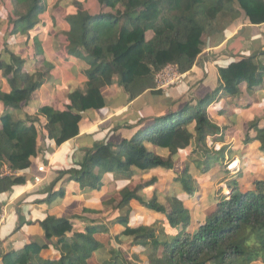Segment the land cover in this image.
I'll return each mask as SVG.
<instances>
[{
	"label": "trees",
	"instance_id": "1",
	"mask_svg": "<svg viewBox=\"0 0 264 264\" xmlns=\"http://www.w3.org/2000/svg\"><path fill=\"white\" fill-rule=\"evenodd\" d=\"M13 2L25 6L21 15L15 10L25 29L15 27L12 35L33 28L45 11V0ZM96 3L95 12L78 5L76 14L68 18L69 37L83 49L89 66L86 92H72L63 112L50 107L39 111L46 120L41 127L46 140L57 146L79 135L82 113L105 106L101 90L110 86L115 77L130 100H134L154 90L155 74L166 65L177 66L181 73L189 72L206 48V39H221L240 21L251 26L264 24V0H96ZM147 32H152L149 40ZM259 56H264V52L219 68V86L194 106L186 104L178 111L155 118L141 134L117 146L97 143L82 162L57 173L50 188L66 179L77 183L82 191H99L105 174L126 180L131 179L135 170L162 169L175 174L173 183L182 197L164 194L161 203L156 190L150 198L144 197L142 184L119 197L114 210H126L118 221L124 231L114 237L116 245L113 243L107 253L110 257L103 264H134L138 260V256L129 259L120 250L124 238L129 240V248L142 250L140 255L147 264H264V178L253 181L246 191L239 188L237 178L228 181V196L217 192L216 198L209 200L211 207L205 210V221L198 225L194 224L193 211L185 204V200L200 202L199 181L193 177L191 164L205 174L224 158L223 151L215 152L204 144L208 136L223 135V129L209 118L208 108L223 95L238 96L244 85L249 92L264 91V65ZM24 64L22 58L11 52L0 53V71L10 88L8 93L0 91V102L7 110L0 117V169L5 166L18 173L28 171L37 157L39 133L34 126L36 121L26 125L13 112L20 111L47 78L46 72L25 71ZM258 122L249 128L252 138L245 140L257 142L264 158V127ZM189 148L192 153L188 164L176 172L180 152ZM21 182V178H3L0 191ZM64 196V190L60 189L50 195L49 202ZM132 201L157 214L158 219L150 226L130 227ZM91 224L76 229L71 219L47 218L40 224L46 244L30 242L22 251L3 256V264H88L94 254L104 250L98 238L103 227ZM49 246L59 254L58 259L40 256Z\"/></svg>",
	"mask_w": 264,
	"mask_h": 264
},
{
	"label": "crops",
	"instance_id": "2",
	"mask_svg": "<svg viewBox=\"0 0 264 264\" xmlns=\"http://www.w3.org/2000/svg\"><path fill=\"white\" fill-rule=\"evenodd\" d=\"M78 5L85 11L97 10L96 0H45V11L40 14L38 23L24 33L12 35V25L15 18L17 19L16 12L12 3L7 5L6 0H0V53L8 51L22 58L25 61L24 70L29 73L36 71L47 73L44 83L30 95L27 104L20 111L13 112L26 125L36 121L34 126L39 133L37 139L39 153L32 160L30 169L16 176L23 179V182L0 191V209L6 213L5 224L0 232V264H3V256L22 251L30 242L46 244L40 224L47 218L60 217L71 219L76 229H82L86 224L90 225V222L94 227H103L98 238L104 245V250L91 258L103 264L110 257L107 253L115 242L114 237L124 231L118 221L120 217L126 215V210H114L119 198L112 205L109 203L112 195L104 192L106 186L113 184V177L116 175L105 174L103 186L99 191H82L77 183L66 179L56 182L50 188L57 178V173L78 165L97 143H113L117 146L123 140H130L141 134L155 118L171 111H178L186 104L194 106L200 98L219 86V68L226 67L239 58L264 52V24L251 26L240 21L230 27L221 39H206V48L197 63L186 73L185 79L167 91L160 92L154 89L130 100L115 77L110 86L101 90L105 106L99 110L82 113L79 135L57 146L46 140L41 129L46 120L39 111L44 107H50L63 112L70 103L69 95L72 92L84 94L87 90L86 73L89 66L85 59L86 54L69 37L71 24L68 18L76 14ZM151 37L152 32H147L146 39L149 40ZM259 60L264 65V56H259ZM0 91L10 92L1 71ZM6 111L0 102V117ZM207 112L211 121L223 129V135L219 133L208 136L205 139V146L210 150L217 146L219 150L215 152L223 151L224 157L230 156L231 151L232 157L229 161L238 155L241 157L231 170L232 177H227L222 183L223 188L228 191L227 182L237 178L239 188L242 191L249 190L253 181L264 178V158L257 142L245 140L247 137L252 138L249 131L251 121L249 122L246 117L254 118L256 122L258 118L259 126L264 127V91L249 92L244 85L236 97L223 95L217 98ZM191 153L190 148L180 152L178 165L180 163L182 165L186 155L190 156ZM41 165L48 167L49 173L42 184L34 185L31 176ZM219 169L221 171V168ZM137 172L147 173L152 180L155 179V182L142 193L146 198H150L155 190L158 193V190L164 189L166 181L162 182L161 178L162 175L169 173L162 169L146 172L135 170L134 175ZM197 180L200 202L185 200L187 208L193 211L195 225L203 223L206 219L207 209L203 208L206 199L212 200V197L217 196L214 186L205 188L208 178ZM124 182H120V186ZM173 187H176L175 184ZM60 189L65 192L64 198L50 203V195ZM148 189L151 190L149 193ZM176 195L183 196L180 189ZM129 210L130 227L150 226L158 219L157 214L141 207L135 201L130 202ZM110 230L116 232L114 237L110 235ZM129 243V240L124 238L120 245L125 244V248L119 246L120 250L129 259H132L133 255L138 256V260L133 261L134 264H147L145 257L140 255L142 250L134 246L129 248ZM40 256L58 259L59 254L49 246L48 249L41 251Z\"/></svg>",
	"mask_w": 264,
	"mask_h": 264
},
{
	"label": "rangeland",
	"instance_id": "3",
	"mask_svg": "<svg viewBox=\"0 0 264 264\" xmlns=\"http://www.w3.org/2000/svg\"><path fill=\"white\" fill-rule=\"evenodd\" d=\"M6 3H7V5L12 3L13 7H14V10H16V12L18 11V14H20V15H21L22 11L25 10V6L24 5L17 6L13 2V0H6ZM4 9H6V7H4ZM0 13H1V8H0ZM39 16H38V19H39ZM19 21H20L19 18H17V19L15 18V21H14V24L12 25V28L21 27V23L20 22H22V20L20 22ZM160 92H163V91H160ZM246 119H248L249 122L251 121V123L249 124L250 126H251V124H254L256 122V120L254 118L251 119V117H249V118L246 117ZM256 119H257V122H258V118H256ZM259 119H260V117H259ZM251 133L252 132H250V134ZM251 135H253V133ZM213 150L217 151L219 149H218L217 146H214ZM160 153L166 155L163 152H160ZM188 155L189 154L186 155L185 162H183L182 165L180 163V165L176 166V169H175L176 172L182 171L184 169L185 164H188L189 158L191 157V156H188ZM249 155H250V151H249ZM230 159L231 158H229V156L225 155V157L223 158L221 163H217V164L213 165L212 168L210 169V171H208L205 174H200L199 171L197 169H195V167H194L195 165L191 164V172L193 173V177L196 178V179H204V180L208 178L207 186L205 187L206 189H208L210 186H214L215 187V191L220 192L221 194H224V195L228 196L229 192L227 191V189L225 190L223 188V184L222 183H224V180L227 177H232L233 172H231V170L235 166V163L237 161L241 160V157L238 155L232 161H229ZM221 167H223L222 171H219L220 170L219 168H221ZM162 176H161L162 177L161 181L162 182L166 181V182L164 184L165 185L164 189L163 190H158L159 201L161 203L164 202V194L169 192V194L172 193V194L175 195L179 191V189H178V187L176 185H175L176 187H173V184H174L173 183V178L175 176L174 174L169 172V173H167V175L164 174ZM113 180H114L113 184L115 183V185L110 184L109 186H106V188L104 190L105 194L112 195L111 199L109 200V203H111L112 205H114L115 201L123 193L131 190L135 185H138V184L144 185L143 190H142V193H144V191L147 190V188H149V185L153 184L152 183V178H150L147 173L146 174L145 173L141 174V173H138V172L135 175H133L131 177V179H129V180H126V179H123V178H118L117 176L113 177ZM120 182H124V183L120 186V184H119ZM150 191L148 189L147 192L149 193ZM213 195H215V193ZM213 199H215V198L212 197V200ZM209 200H211V199L208 198L204 202V204H203V208L204 209H206L209 206ZM92 217H95V216H92ZM101 218H103V217H100V219ZM114 233H116V232H114V230H110V235H112L113 237L115 236ZM114 245H116V242H114ZM124 245L125 244H122V245H119V246L122 249H124L125 248ZM89 264H99V263L94 258L91 261H89Z\"/></svg>",
	"mask_w": 264,
	"mask_h": 264
},
{
	"label": "built area",
	"instance_id": "4",
	"mask_svg": "<svg viewBox=\"0 0 264 264\" xmlns=\"http://www.w3.org/2000/svg\"><path fill=\"white\" fill-rule=\"evenodd\" d=\"M186 73H181L177 66L168 64L163 67L160 71L155 74V90L157 91H167L173 86L180 83L185 79ZM49 173V168L45 165L38 166L35 173L31 176V180L34 185L42 184ZM18 175V172L12 171L7 167H2L0 169V180L6 177L15 178ZM6 213L4 210L0 209V232L2 227L5 224Z\"/></svg>",
	"mask_w": 264,
	"mask_h": 264
}]
</instances>
